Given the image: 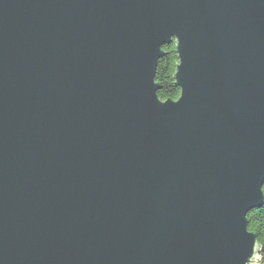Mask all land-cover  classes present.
Listing matches in <instances>:
<instances>
[{
    "label": "water",
    "instance_id": "water-1",
    "mask_svg": "<svg viewBox=\"0 0 264 264\" xmlns=\"http://www.w3.org/2000/svg\"><path fill=\"white\" fill-rule=\"evenodd\" d=\"M263 183L264 0H0V264H255Z\"/></svg>",
    "mask_w": 264,
    "mask_h": 264
},
{
    "label": "trees",
    "instance_id": "trees-1",
    "mask_svg": "<svg viewBox=\"0 0 264 264\" xmlns=\"http://www.w3.org/2000/svg\"><path fill=\"white\" fill-rule=\"evenodd\" d=\"M162 48L165 54L159 58L155 74V80L160 85L157 94L162 99H176L180 94V88L173 78L177 62L174 42L165 44ZM262 189H264V183ZM262 191L264 193V190ZM247 227L255 234L259 245L255 264H264V203L260 207L249 210L247 213Z\"/></svg>",
    "mask_w": 264,
    "mask_h": 264
},
{
    "label": "clouds",
    "instance_id": "clouds-1",
    "mask_svg": "<svg viewBox=\"0 0 264 264\" xmlns=\"http://www.w3.org/2000/svg\"><path fill=\"white\" fill-rule=\"evenodd\" d=\"M173 37H176L175 35Z\"/></svg>",
    "mask_w": 264,
    "mask_h": 264
},
{
    "label": "snow or ice",
    "instance_id": "snow-or-ice-1",
    "mask_svg": "<svg viewBox=\"0 0 264 264\" xmlns=\"http://www.w3.org/2000/svg\"><path fill=\"white\" fill-rule=\"evenodd\" d=\"M262 190H264V189H262Z\"/></svg>",
    "mask_w": 264,
    "mask_h": 264
}]
</instances>
